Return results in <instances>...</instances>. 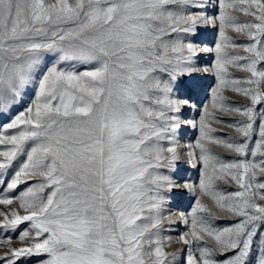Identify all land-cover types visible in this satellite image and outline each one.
Returning a JSON list of instances; mask_svg holds the SVG:
<instances>
[{
  "label": "snow or ice",
  "instance_id": "6c2138e0",
  "mask_svg": "<svg viewBox=\"0 0 264 264\" xmlns=\"http://www.w3.org/2000/svg\"><path fill=\"white\" fill-rule=\"evenodd\" d=\"M217 3L0 0V264H264V0ZM178 188L195 203L165 215Z\"/></svg>",
  "mask_w": 264,
  "mask_h": 264
},
{
  "label": "rangeland",
  "instance_id": "374dc122",
  "mask_svg": "<svg viewBox=\"0 0 264 264\" xmlns=\"http://www.w3.org/2000/svg\"><path fill=\"white\" fill-rule=\"evenodd\" d=\"M210 5H216L215 7H209L207 9L209 14H214L218 13L219 8H218V3L217 0H209ZM236 15L240 16L241 19H244L243 16L239 13ZM228 35L232 36L234 39H237L239 42L243 43L245 42L244 37H238L235 33L231 32L230 30L228 31ZM218 39V28H201L199 30V35L197 36L196 40L199 43L206 44L209 47H215L216 41ZM215 60V54H200V62L202 64H208L211 65V63ZM83 70V69H81ZM232 74L234 76H243L244 73L238 72L234 69H230ZM200 83L202 84V88L199 92L198 95L194 96L192 98V103L196 105V108L193 110L191 108H188L184 111V118L185 119H195L199 120L200 116V110L203 108L205 103H210V90L211 88L216 84V79L214 75L211 74H200L198 77ZM29 93H31V87L29 86V89L27 90ZM31 94H25L22 96L21 102L18 103L15 107V109L12 112V115H14L16 112L23 110L24 107L30 103L31 100ZM226 98H228L231 101H234L236 103L242 104L245 103L246 101L244 100L243 97L238 96L235 93L225 91L223 93ZM219 115V113H217ZM0 122H6V119L4 116H0ZM213 127H217L216 125H213ZM221 135H235V133L232 130L229 129H224L221 133ZM199 135L198 128L197 129H192L189 126H184L182 131L179 134V139L181 144H186L189 142H194L197 136ZM214 151L220 152L221 155L227 156L228 153L224 152L223 149L219 148H214ZM179 167V172L175 175V179L177 180L178 183L183 184L185 180L191 181L198 183L199 181V169L198 168H192L190 165L186 163H180L178 165ZM232 190H235L234 187ZM205 203H210L209 201L205 200ZM195 203V197L190 194L186 189L183 188H178V189H173V192L169 194V201L168 204L166 205L167 212H165V215H167L169 212L171 213H180L184 212L187 213L191 211L192 206ZM216 223L218 225H223L226 223V221L223 218H218ZM167 228L170 229V231L166 232L165 234L171 235L173 237L178 236L181 232L185 231L186 228L185 226L180 222L176 221V223L171 224V225H166ZM14 246H19L14 245ZM184 246L181 244H173L171 247L167 248V251H175L177 248H183ZM3 249H0V254H2ZM222 259V257H221Z\"/></svg>",
  "mask_w": 264,
  "mask_h": 264
}]
</instances>
